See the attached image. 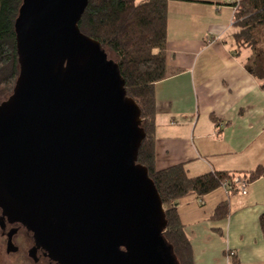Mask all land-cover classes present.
<instances>
[{"label": "water", "instance_id": "water-1", "mask_svg": "<svg viewBox=\"0 0 264 264\" xmlns=\"http://www.w3.org/2000/svg\"><path fill=\"white\" fill-rule=\"evenodd\" d=\"M88 1L20 6L19 77L0 102L3 218L66 264H181L163 234L162 196L138 161L140 105L118 63L79 27Z\"/></svg>", "mask_w": 264, "mask_h": 264}, {"label": "crops", "instance_id": "crops-1", "mask_svg": "<svg viewBox=\"0 0 264 264\" xmlns=\"http://www.w3.org/2000/svg\"><path fill=\"white\" fill-rule=\"evenodd\" d=\"M234 0H169L167 64L156 83L157 168L184 164L192 177L264 166V87L232 52ZM246 194L217 187L179 203L194 264H264V174ZM229 203V215L215 210ZM233 251V260L227 252Z\"/></svg>", "mask_w": 264, "mask_h": 264}, {"label": "trees", "instance_id": "trees-1", "mask_svg": "<svg viewBox=\"0 0 264 264\" xmlns=\"http://www.w3.org/2000/svg\"><path fill=\"white\" fill-rule=\"evenodd\" d=\"M22 2L0 0V98L4 99L11 95L19 77L15 22ZM168 4L169 0H89L79 27L99 40L108 57L118 63L127 93L140 105L146 138L138 161L147 167L162 196L168 219L163 234L181 264H194L190 240L178 213L179 202L188 195L204 197L224 182L233 183L239 174L216 171L192 177L183 163L157 168L155 88L171 74L167 64ZM233 6L232 52L238 55L250 49L247 69L264 87V0H234ZM262 174L261 165L245 178L250 182ZM214 213L216 218L227 217L229 203H220ZM261 222L264 229V215ZM233 256L227 252L229 259Z\"/></svg>", "mask_w": 264, "mask_h": 264}, {"label": "flooded vegetation", "instance_id": "flooded-vegetation-1", "mask_svg": "<svg viewBox=\"0 0 264 264\" xmlns=\"http://www.w3.org/2000/svg\"><path fill=\"white\" fill-rule=\"evenodd\" d=\"M14 230L13 234L11 231ZM11 234V235H10ZM125 248L122 246L121 250ZM0 256L15 264H66L55 258L36 233L20 222L10 223L0 208Z\"/></svg>", "mask_w": 264, "mask_h": 264}, {"label": "built area", "instance_id": "built-area-1", "mask_svg": "<svg viewBox=\"0 0 264 264\" xmlns=\"http://www.w3.org/2000/svg\"><path fill=\"white\" fill-rule=\"evenodd\" d=\"M248 185H249V180L247 178L239 175V176L235 177V180L233 183H231L229 181L224 182L222 187L228 191L236 190L238 192H242V193L246 194L248 191V189H247ZM231 252L233 253V251H231Z\"/></svg>", "mask_w": 264, "mask_h": 264}, {"label": "rangeland", "instance_id": "rangeland-1", "mask_svg": "<svg viewBox=\"0 0 264 264\" xmlns=\"http://www.w3.org/2000/svg\"><path fill=\"white\" fill-rule=\"evenodd\" d=\"M248 51L250 52V49L247 50L246 53H247ZM6 97H7V96H6ZM6 97H5V98H6ZM2 100H4V98H0V102H1ZM0 264H15V263H14V260H13L12 257L8 258L7 261H6L5 258H3L2 256H0Z\"/></svg>", "mask_w": 264, "mask_h": 264}]
</instances>
